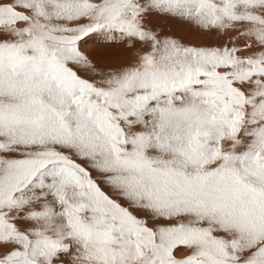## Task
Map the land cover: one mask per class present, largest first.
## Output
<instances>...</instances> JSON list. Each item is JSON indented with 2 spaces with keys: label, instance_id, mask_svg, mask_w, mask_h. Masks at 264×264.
Masks as SVG:
<instances>
[{
  "label": "snow or ice",
  "instance_id": "snow-or-ice-1",
  "mask_svg": "<svg viewBox=\"0 0 264 264\" xmlns=\"http://www.w3.org/2000/svg\"><path fill=\"white\" fill-rule=\"evenodd\" d=\"M0 264H264V0H0Z\"/></svg>",
  "mask_w": 264,
  "mask_h": 264
},
{
  "label": "bare ground",
  "instance_id": "bare-ground-1",
  "mask_svg": "<svg viewBox=\"0 0 264 264\" xmlns=\"http://www.w3.org/2000/svg\"><path fill=\"white\" fill-rule=\"evenodd\" d=\"M178 35H180V33H177ZM93 47L94 46H91V45H89V46H87L86 47V49L85 50H87V51H89V52H91L92 51V49H93Z\"/></svg>",
  "mask_w": 264,
  "mask_h": 264
}]
</instances>
